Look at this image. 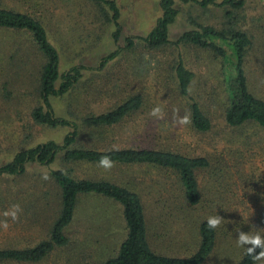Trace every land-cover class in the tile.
I'll use <instances>...</instances> for the list:
<instances>
[{"label": "rangeland", "instance_id": "1", "mask_svg": "<svg viewBox=\"0 0 264 264\" xmlns=\"http://www.w3.org/2000/svg\"><path fill=\"white\" fill-rule=\"evenodd\" d=\"M3 6L33 10L26 0H0ZM34 0H32L33 2ZM121 8L122 38L114 43V28L104 24L92 6L84 0H35L34 10L46 20L50 37L62 56V71L73 66L91 68L76 90L52 101L58 116L77 121L85 114L108 112L131 93L142 94L147 108L143 115L106 133L101 147H149L161 144L190 156H204L210 165L197 173L203 203L191 210L195 222L220 216L223 249L209 264H237L243 246L238 244L241 232L264 235L261 212L264 208V132L254 125L229 127L225 121V87L221 66L209 53L184 47V57L196 75L193 96L212 121V130L197 133L192 129L189 108L175 92L173 67L178 56L174 47L149 50L141 40L134 49L124 52L102 71H94L106 54L117 46L124 48L125 39L145 38L161 16L160 0H116ZM244 11L237 16L238 27L253 41L246 58V71L252 92L264 99V0H246ZM29 4V3H28ZM180 10L170 36L177 40L184 32L203 25L220 26L223 11L187 6L177 1ZM34 12V11H30ZM13 34L0 31V166L12 160L27 145L54 140L63 141L68 128L46 129L31 119V111L40 105L31 77L37 66L32 57L28 76L17 78L18 58ZM14 58V59H13ZM34 60L36 65H34ZM39 64V63H38ZM13 77V78H12ZM26 77V78H25ZM160 113L152 115L153 109ZM184 117L187 123H181ZM161 128L162 139L152 128ZM58 160L51 168L31 165L23 177L0 179V248L34 247L50 237L54 220L60 211L59 189L50 171L68 169ZM74 168V167H73ZM78 177L96 174L92 168L76 169ZM100 176L119 183H145L143 195L149 208V220L164 223V235L169 239V226L176 224L160 218L156 210L166 213L183 204L178 179L172 173L155 169H106ZM47 176V179H44ZM132 187V186H131ZM177 198H179L177 200ZM158 204V205H157ZM19 205L18 219L4 213ZM158 207V208H157ZM171 221L169 224L164 221ZM7 222V228L3 224ZM121 210L107 202L85 199L70 230L69 247L54 252L38 264H100L115 255L125 238ZM241 248V249H240ZM240 249V250H239ZM226 262V263H225ZM18 264V263H11ZM258 264H264L261 259Z\"/></svg>", "mask_w": 264, "mask_h": 264}, {"label": "trees", "instance_id": "2", "mask_svg": "<svg viewBox=\"0 0 264 264\" xmlns=\"http://www.w3.org/2000/svg\"><path fill=\"white\" fill-rule=\"evenodd\" d=\"M27 1L25 4L32 5L33 10L5 7L0 1V31L13 34L18 40L13 47L15 58H18L17 78L30 75L27 67L31 65L32 57L39 63L31 70L33 82L37 84L35 92L40 101V105L31 111L33 123L52 130L68 128L69 132L61 143L51 140L22 147L10 162L0 166V179L23 177L31 165L48 169L58 160L69 168L50 171L60 192V211L53 222L49 239L24 249L1 247L0 264H38L54 252L69 247L70 230L77 219L81 202L85 199L100 200L118 207L124 222L125 238L115 255L100 264H209L216 256H220L219 252L223 249L219 235L221 228L218 225L210 229L208 219L195 222L190 213L203 203L197 173L209 167L208 159L186 155L161 144L149 147H101L100 139L105 138L106 133L144 114L147 104L144 96L139 93L124 97L108 112L85 114L77 121L58 116L52 101L71 94L81 84L85 73L92 69L73 66L62 71V56L51 40L46 20L35 12V0ZM84 1L92 6L104 24L115 29L112 37L118 45L123 32L122 12L118 2ZM177 1L202 10L220 8L224 21L220 26L196 22V29L184 32L174 41L170 31L180 16ZM246 3V0H160L161 16L148 36L126 38L125 47L117 46L115 51L106 54L94 71H104L124 52L134 49L137 40H141L149 50L174 47L178 51L173 67L175 92L189 108L192 129L200 134L208 133L212 130V121L202 109L198 98L192 94L196 75L184 57V47H193L209 53L219 61L225 87L224 117L227 125L232 128L254 125L264 132V99L252 92L246 71V58L253 41L247 32L238 27L236 20L239 11H244ZM152 129L155 134H148L146 139L160 133L158 137L165 139L161 128ZM104 156L113 162V166L107 169H155L177 177L183 204L171 207L175 203H167L163 207L169 208V211H162V214L156 210L161 219L168 218L176 224L169 226V239L164 235L162 220L157 226L149 220L150 207H147L143 197L145 183H139L136 178L132 182L119 183L100 176L99 172L106 170L100 165V159ZM73 167L87 170L92 168L96 174L78 177ZM169 220L164 219L167 224L171 222ZM261 221L264 225V208ZM251 247V244L244 245L242 257L237 264H254L247 254V248ZM260 250L256 248L254 254Z\"/></svg>", "mask_w": 264, "mask_h": 264}, {"label": "clouds", "instance_id": "3", "mask_svg": "<svg viewBox=\"0 0 264 264\" xmlns=\"http://www.w3.org/2000/svg\"><path fill=\"white\" fill-rule=\"evenodd\" d=\"M160 113L159 108L153 109L152 115L156 116ZM188 118L184 117L181 123H187ZM100 165L104 168H111L113 166L112 160L108 156H104L100 159ZM47 176H44V179H47ZM20 211L19 205H13V208L11 211H7L4 213L5 216H11L13 220L18 219V212ZM221 223V217L220 216H214L209 217L207 224L210 229L216 228ZM8 224L5 222L3 224V227L7 228ZM238 244L240 246H243L245 244H251V248H247V254L252 258L254 264L256 261H259L261 259H264V235H261L259 232L256 234H249V233H243L241 232L238 237ZM256 248H260L258 254H254Z\"/></svg>", "mask_w": 264, "mask_h": 264}]
</instances>
